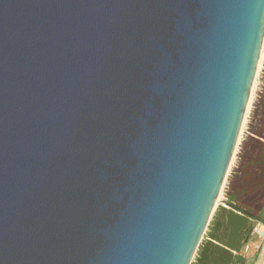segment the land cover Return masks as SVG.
Masks as SVG:
<instances>
[{
    "label": "water",
    "instance_id": "obj_1",
    "mask_svg": "<svg viewBox=\"0 0 264 264\" xmlns=\"http://www.w3.org/2000/svg\"><path fill=\"white\" fill-rule=\"evenodd\" d=\"M264 45V0H0V264H191Z\"/></svg>",
    "mask_w": 264,
    "mask_h": 264
},
{
    "label": "trees",
    "instance_id": "obj_2",
    "mask_svg": "<svg viewBox=\"0 0 264 264\" xmlns=\"http://www.w3.org/2000/svg\"><path fill=\"white\" fill-rule=\"evenodd\" d=\"M251 128L250 147L254 153L240 154V163L227 187L225 204L218 205L214 212L191 264L244 263L242 251L257 224L264 223V140L260 139H264V128ZM255 168L258 170L251 175Z\"/></svg>",
    "mask_w": 264,
    "mask_h": 264
},
{
    "label": "rangeland",
    "instance_id": "obj_3",
    "mask_svg": "<svg viewBox=\"0 0 264 264\" xmlns=\"http://www.w3.org/2000/svg\"><path fill=\"white\" fill-rule=\"evenodd\" d=\"M263 121H264V45H263V50H262V54H261V58L259 62L257 75H256L255 82H254L253 89H252L251 99H250L249 106H248L247 113H246L245 120H244L245 123H243L239 142H238L228 175L225 179L223 188L218 198V202H217L218 205L225 204V200L227 199V194H226L227 187L229 185L230 178L232 176L234 169L240 163V160H241L240 154L244 153L245 155H252L254 153L252 151L253 149L250 147V143H251L250 135H253L251 133V129H252L251 126L254 127L255 129L260 130L261 128H264ZM260 139L264 140L263 138H260ZM257 170L258 168H255L253 171H251V175H253L254 172H256ZM258 177L259 175L254 177L253 179H256ZM249 179H251V177H249ZM263 204H264V198H263Z\"/></svg>",
    "mask_w": 264,
    "mask_h": 264
},
{
    "label": "crops",
    "instance_id": "obj_4",
    "mask_svg": "<svg viewBox=\"0 0 264 264\" xmlns=\"http://www.w3.org/2000/svg\"><path fill=\"white\" fill-rule=\"evenodd\" d=\"M242 264H264V223L257 224L251 240L242 251Z\"/></svg>",
    "mask_w": 264,
    "mask_h": 264
},
{
    "label": "bare ground",
    "instance_id": "obj_5",
    "mask_svg": "<svg viewBox=\"0 0 264 264\" xmlns=\"http://www.w3.org/2000/svg\"><path fill=\"white\" fill-rule=\"evenodd\" d=\"M260 69V68H259ZM255 88V87H254ZM251 99V98H250ZM250 102V101H249ZM252 104V103H251ZM249 111H250V109H249ZM245 123V122H244Z\"/></svg>",
    "mask_w": 264,
    "mask_h": 264
}]
</instances>
